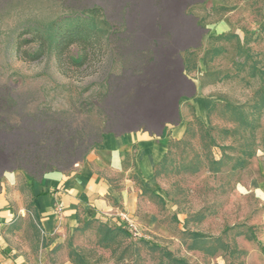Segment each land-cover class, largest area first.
<instances>
[{
  "label": "rangeland",
  "instance_id": "374dc122",
  "mask_svg": "<svg viewBox=\"0 0 264 264\" xmlns=\"http://www.w3.org/2000/svg\"><path fill=\"white\" fill-rule=\"evenodd\" d=\"M238 1H226L213 19ZM72 4L101 9L111 24L107 44L94 47L80 69L66 60L78 55L75 45L63 58L47 50L22 59L16 42L30 37L24 30L68 24ZM252 5V13L242 8L223 35L192 52L196 75L215 102L181 139L168 142L152 178L114 173L103 200L92 211L78 209L72 220L56 211L54 199L55 224L45 236L34 216V192L19 175L14 187L24 191L10 195L13 221L2 231L0 264H264V0ZM128 6V0H0V91L10 89L17 102L6 113L10 122L61 121L66 137L97 139L105 129L106 65L140 58L124 37ZM33 47L25 43L21 50ZM13 139L0 133V143ZM127 220L136 235L122 231Z\"/></svg>",
  "mask_w": 264,
  "mask_h": 264
},
{
  "label": "crops",
  "instance_id": "0c3cea01",
  "mask_svg": "<svg viewBox=\"0 0 264 264\" xmlns=\"http://www.w3.org/2000/svg\"><path fill=\"white\" fill-rule=\"evenodd\" d=\"M128 1L124 37L140 58L131 60L129 66L122 62L116 67L106 65L105 78L99 80L105 110L100 143L70 170L49 171L40 180L19 169L5 171L0 187V239L3 228L13 221L10 195L17 198L21 191L14 187L19 175L28 179L34 192L33 212L45 236L55 224L54 199L72 220L80 208L94 210L92 206L103 200L113 176L128 172L150 180L168 142L181 139L190 121L205 117L215 102L196 75L192 52L204 47L209 37L223 35L239 10L247 8L252 13L256 7L254 0L238 1L236 8L214 20V12L224 10L228 0ZM90 25L94 35L89 55L94 47L107 44L111 27L106 20Z\"/></svg>",
  "mask_w": 264,
  "mask_h": 264
},
{
  "label": "trees",
  "instance_id": "16d2710c",
  "mask_svg": "<svg viewBox=\"0 0 264 264\" xmlns=\"http://www.w3.org/2000/svg\"><path fill=\"white\" fill-rule=\"evenodd\" d=\"M69 7L75 11L66 16L68 24L53 22L47 26L35 25L24 30V33H30V37L16 42V51L22 59L41 58L47 50H53L58 58H63L70 46L76 45L82 52L75 58L67 55V63L79 69L86 67L91 35H94V28L90 24L104 18L101 17L102 11L99 7L77 9L75 4ZM25 43H34L30 52L21 50L22 44ZM16 103L10 89L4 93L0 91V133L12 135L14 138L10 143H0V179L5 171L15 169L26 171L33 180H40L49 171H68L71 166L83 161L100 143L104 130L97 139L86 141L82 137L75 139L71 134L66 137L61 121L50 126L47 120L26 116L22 118L21 114H18L19 119L23 120H20V123H11L6 113L9 106L13 107ZM84 143L85 148L80 150ZM20 190L23 192L24 188ZM122 231L130 234L128 230Z\"/></svg>",
  "mask_w": 264,
  "mask_h": 264
},
{
  "label": "built area",
  "instance_id": "2783aa9c",
  "mask_svg": "<svg viewBox=\"0 0 264 264\" xmlns=\"http://www.w3.org/2000/svg\"><path fill=\"white\" fill-rule=\"evenodd\" d=\"M56 211L58 212V211H60L61 209H62V204H61V202L60 201H58L57 203H56ZM128 221V223H127V225H126V227H127V230L130 232V233H132L133 235H136L137 234V232H136V230H135V226L133 225V223L132 222H130L129 220H127Z\"/></svg>",
  "mask_w": 264,
  "mask_h": 264
}]
</instances>
